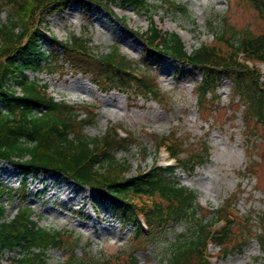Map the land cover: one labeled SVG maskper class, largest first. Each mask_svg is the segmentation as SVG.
Listing matches in <instances>:
<instances>
[{
    "label": "rangeland",
    "instance_id": "obj_1",
    "mask_svg": "<svg viewBox=\"0 0 264 264\" xmlns=\"http://www.w3.org/2000/svg\"><path fill=\"white\" fill-rule=\"evenodd\" d=\"M9 2L0 0L1 24L8 23L10 13L16 8L17 4ZM88 2L89 8L73 1L58 12L45 14L44 3L32 1L27 4L25 1L24 12L28 18L24 23L25 32L30 33L31 26L38 23L36 28L43 34L42 42L52 36L58 41L75 36L85 40L88 54L101 56L118 48L120 54L138 61L144 45L136 52L120 39L131 46H140L139 40L142 42L150 22L163 32L176 33L187 52L203 44L213 46L220 55L229 51L224 42H218L214 37L222 29L228 36L229 27L237 31L248 30L254 35L264 31L261 16L243 0H149L148 9L142 11H134L118 2L107 4L105 10L92 4L91 0ZM3 61L1 51L0 64ZM243 64L255 70L264 85V66L253 60ZM179 65L170 59L164 60L161 66L150 64L145 67L136 63V70L152 72L151 77L157 82L158 102L141 95L100 92L88 75L73 72L68 65L52 68L54 73L44 70L34 74L27 72V76L44 84L47 96L74 108L78 119L70 120L76 135L83 133L88 138H103L119 163L127 161L126 168H109L120 176L128 177L150 167L167 165L173 162L168 156L169 150L183 151L182 156H185L196 152L200 143L206 140L210 148L208 161L190 173L177 168L176 179L196 192L197 204L204 211L212 212L227 199L233 203L229 212L236 222L240 215H248L256 223L258 214L264 210V122L251 121L249 127L245 126L237 105L228 104L229 82L225 79L218 87L219 101L224 104L218 113L210 117V104L200 106L198 110L193 90V83L199 80L198 73L186 69V73L179 76V68L175 71ZM64 79L67 84L71 80L81 81L86 87L85 92L67 90ZM81 118L89 119L91 124L85 125ZM2 167L7 170L2 171ZM14 171L13 164L0 161V180L16 188L19 179L14 176ZM49 174L40 172L27 179L29 196L24 202L33 210V220L41 228L62 235L64 247L48 249L44 264H65L69 259L92 264H132V258L138 264H158L169 258L171 243L178 242L180 237L181 241L184 236L191 238L190 230L198 224L193 217L175 223L156 242L136 248V244L128 241L131 230L119 225L88 192L81 191L75 184L70 185L69 181L68 186L62 187L66 180L54 181V184ZM69 186L74 188H70L73 191L67 198L65 189ZM18 195L21 197L20 193ZM14 196L7 193L2 198L6 205L3 220H10L17 212L20 200ZM138 201L145 202L146 198L138 196ZM204 211L198 213V218ZM219 226L221 223L216 222L211 230ZM236 232L234 229L228 236L227 247L238 242ZM18 252L3 251L0 264H13L12 258ZM206 258L209 264H264L263 253L256 241H249L240 249H229L227 256L210 241Z\"/></svg>",
    "mask_w": 264,
    "mask_h": 264
},
{
    "label": "trees",
    "instance_id": "obj_2",
    "mask_svg": "<svg viewBox=\"0 0 264 264\" xmlns=\"http://www.w3.org/2000/svg\"><path fill=\"white\" fill-rule=\"evenodd\" d=\"M25 1L27 4L32 1L44 3L45 14L46 11L58 12L73 1L87 8L91 6L88 0H10L11 5L17 4L16 8L10 13L8 23H0V52L4 54L0 64V161L13 164L20 176L16 188L0 180V254L19 250L12 258L13 264H44L48 249L64 247L61 233L41 228L33 220V210L24 204L29 196L27 179L40 172H55L63 174L78 187L88 188L99 206L108 210L119 225L131 230V242L136 248L156 242L173 224L193 217L198 224L192 226L191 238L184 236V241L180 237L178 242H172L169 258L158 264H209L206 247L210 241L219 246L224 256L228 255L229 249H240L249 241H256L264 256V210L258 214L256 223L248 215L240 216L243 219L238 217L236 222L229 212L233 203L227 199L212 212L204 211L197 204L196 192L176 179L177 168L191 172L208 161L210 148L206 140L200 143L196 152L185 156H182L183 151L169 150L175 166H154L124 177L110 171L117 166L126 168L128 163L118 162L106 140L74 133L70 120L78 119L74 108L47 96L46 86L35 78L29 79L27 72L34 74L45 70L52 73V68L68 65L73 72L88 75L103 92L141 95L156 102L159 100L157 82L151 77V71L136 70V63L120 54L118 48L97 56L88 54L85 40L75 36L65 41L52 36L42 42L43 34L38 28L30 29L27 34ZM243 1L248 2L264 22V0ZM117 2L134 11L149 7V0H91L92 4L105 10L107 4ZM229 32V36L225 35L222 29L214 35L218 42H224L229 48L224 55L213 46L203 44L187 52L176 33L163 32L150 22L142 36L143 57L137 64L160 66L170 59L180 64L175 68V71L179 68V76L185 74L186 69L197 72L199 80L193 83L196 107L199 110L200 106L210 104V117L224 105L217 93L225 79L229 82L228 104L237 105L245 126L249 127L251 121L263 123L264 85L257 72L243 63L253 60L264 64V31L254 35L248 30L237 31L229 27ZM81 120L85 125L91 124L89 119ZM7 193L20 200L16 214L8 221L3 220L6 205L2 201ZM138 196L146 198L150 204L138 201ZM200 211L205 213L198 218ZM216 222L221 226L211 230ZM234 229L238 242L227 247L228 236ZM131 260L132 264H138L135 258ZM65 264L92 263L69 259Z\"/></svg>",
    "mask_w": 264,
    "mask_h": 264
},
{
    "label": "bare ground",
    "instance_id": "obj_3",
    "mask_svg": "<svg viewBox=\"0 0 264 264\" xmlns=\"http://www.w3.org/2000/svg\"><path fill=\"white\" fill-rule=\"evenodd\" d=\"M49 13V11H46V14H48ZM110 15V14H109ZM112 16V15H111ZM37 25H38V23L37 24H35V25H32L31 26V30L32 29H36V27H37ZM131 33V32H130ZM134 35V34H133ZM136 35V34H135ZM138 36V35H137ZM136 37V36H135ZM120 41L122 42V43H125V45L127 46V47H129L130 49H132L133 51H136V52H139L141 49H142V46H143V43L141 42V39L139 40L140 41V46L138 45V44H135V45H130L129 43H126V40H124V39H120ZM141 53H142V50L140 51ZM141 53H140V58H139V60L137 61V60H134V59H130L131 61H134V63H138L139 61H141L142 60V56H141ZM161 66V65H160ZM54 72H56V71H54ZM54 72H52V73H54ZM63 83H65L66 85H68L67 87V90H72V91H76V90H79V91H82V92H85V90H86V87L84 86V84L81 82V81H77V80H71L68 84H67V79H64L63 80ZM100 92H102V90L100 89L99 90ZM1 170L2 171H6L7 170V167H2L1 168ZM50 177H51V179H52V181H53V183H54V181H55V183H58V182H60L61 180H66V181H64L63 182V185H62V187L63 186H66L67 184H69L70 183V185H72V186H74V183L71 181V180H69L66 176H64L63 174H60V173H55V172H50ZM61 178V179H60ZM63 178V179H62ZM59 179V180H58ZM68 181H69V183H68ZM54 183V184H55ZM68 186V185H67ZM70 188H74V187H70L69 186V188H67V190L65 189V191H66V195H67V198H68V194H70L73 190L72 189H70ZM80 188V190L82 191V190H84V192L85 193H89V190H88V188H86V187H79ZM90 194V193H89ZM132 240V238L129 236L128 237V241H131Z\"/></svg>",
    "mask_w": 264,
    "mask_h": 264
}]
</instances>
